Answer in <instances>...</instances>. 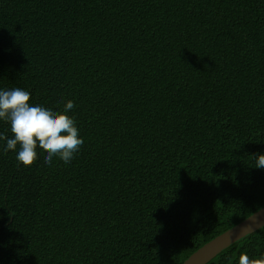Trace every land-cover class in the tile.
Wrapping results in <instances>:
<instances>
[{
	"label": "trees",
	"instance_id": "obj_1",
	"mask_svg": "<svg viewBox=\"0 0 264 264\" xmlns=\"http://www.w3.org/2000/svg\"><path fill=\"white\" fill-rule=\"evenodd\" d=\"M14 87L73 101L84 143L25 167L0 141V264H181L264 205V0H0ZM242 252L264 225L205 264Z\"/></svg>",
	"mask_w": 264,
	"mask_h": 264
},
{
	"label": "clouds",
	"instance_id": "obj_2",
	"mask_svg": "<svg viewBox=\"0 0 264 264\" xmlns=\"http://www.w3.org/2000/svg\"><path fill=\"white\" fill-rule=\"evenodd\" d=\"M30 100V92L20 87L0 90V121L10 125L12 134L8 138L0 133V141H6L3 151L15 152L17 162L25 167L36 162L38 149L46 153L44 163L49 166L54 158L70 163L84 143L75 119L68 114L74 109V102L69 100L62 111H54L33 105ZM254 160V167L264 168V154H256ZM239 264H264V254L250 258L242 252Z\"/></svg>",
	"mask_w": 264,
	"mask_h": 264
},
{
	"label": "water",
	"instance_id": "obj_3",
	"mask_svg": "<svg viewBox=\"0 0 264 264\" xmlns=\"http://www.w3.org/2000/svg\"><path fill=\"white\" fill-rule=\"evenodd\" d=\"M264 225V205L191 253L181 264H205L238 239Z\"/></svg>",
	"mask_w": 264,
	"mask_h": 264
}]
</instances>
